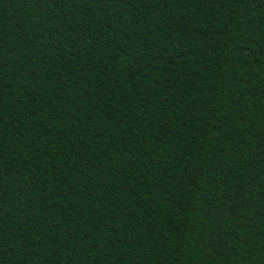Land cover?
Segmentation results:
<instances>
[{
    "label": "trees",
    "instance_id": "trees-1",
    "mask_svg": "<svg viewBox=\"0 0 264 264\" xmlns=\"http://www.w3.org/2000/svg\"><path fill=\"white\" fill-rule=\"evenodd\" d=\"M0 264H264V0H0Z\"/></svg>",
    "mask_w": 264,
    "mask_h": 264
}]
</instances>
